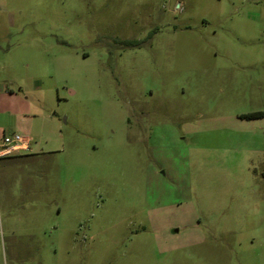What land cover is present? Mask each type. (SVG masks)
<instances>
[{
    "label": "rangeland",
    "instance_id": "374dc122",
    "mask_svg": "<svg viewBox=\"0 0 264 264\" xmlns=\"http://www.w3.org/2000/svg\"><path fill=\"white\" fill-rule=\"evenodd\" d=\"M256 111L264 0H0V264H264Z\"/></svg>",
    "mask_w": 264,
    "mask_h": 264
},
{
    "label": "built area",
    "instance_id": "2783aa9c",
    "mask_svg": "<svg viewBox=\"0 0 264 264\" xmlns=\"http://www.w3.org/2000/svg\"><path fill=\"white\" fill-rule=\"evenodd\" d=\"M30 142V138L22 133L5 136L4 142L0 144V156L9 155L16 151L28 150Z\"/></svg>",
    "mask_w": 264,
    "mask_h": 264
},
{
    "label": "trees",
    "instance_id": "16d2710c",
    "mask_svg": "<svg viewBox=\"0 0 264 264\" xmlns=\"http://www.w3.org/2000/svg\"><path fill=\"white\" fill-rule=\"evenodd\" d=\"M247 117H249V118H261V117H264V111L252 112L250 114H247Z\"/></svg>",
    "mask_w": 264,
    "mask_h": 264
},
{
    "label": "crops",
    "instance_id": "0c3cea01",
    "mask_svg": "<svg viewBox=\"0 0 264 264\" xmlns=\"http://www.w3.org/2000/svg\"><path fill=\"white\" fill-rule=\"evenodd\" d=\"M11 97H15L14 95H12ZM29 138H30V140H31V142H30V148L28 149V150H23V151H30L31 149H32V142H33V139L30 137V136H28ZM2 157H4V156H1L0 158H2ZM263 180H264V174H263Z\"/></svg>",
    "mask_w": 264,
    "mask_h": 264
}]
</instances>
